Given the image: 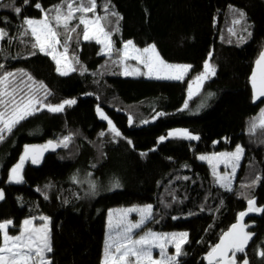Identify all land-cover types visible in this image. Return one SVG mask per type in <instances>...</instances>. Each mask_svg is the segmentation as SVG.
<instances>
[{
  "label": "trees",
  "instance_id": "obj_1",
  "mask_svg": "<svg viewBox=\"0 0 264 264\" xmlns=\"http://www.w3.org/2000/svg\"><path fill=\"white\" fill-rule=\"evenodd\" d=\"M62 2L0 0L12 5L0 7V28L6 32L0 39V76L22 71L32 77L29 81L42 82L50 93L47 105L76 101L61 112L40 108L4 134L0 222L13 221L8 233L16 235L25 218L45 214L51 227V264H102L108 210L151 204L147 230L188 233L179 264H205L204 257L248 209L249 199L264 207V142L247 146L230 190L196 156L246 144L248 123L264 104H253L249 85L264 48V0H96V15L107 17L101 23L112 33V53H103L95 40H77L73 33L67 54L76 70L67 75L57 71L52 56L32 47L34 37L24 35L26 18H43L35 4L48 10ZM13 7L22 10L17 15ZM127 41L139 48L155 45L162 60L190 69L180 80L123 76ZM206 63L215 75L208 76L188 104L208 92L214 96L201 112L190 114L182 107ZM179 130L198 139L169 135ZM65 137H71L67 147L61 143ZM49 142L58 147L42 161L24 162L23 182H10V170L24 147ZM91 182L104 189L97 197L87 192ZM248 225L256 238L236 259L240 263L246 255L250 264H264L259 255L264 250V212Z\"/></svg>",
  "mask_w": 264,
  "mask_h": 264
},
{
  "label": "snow or ice",
  "instance_id": "obj_2",
  "mask_svg": "<svg viewBox=\"0 0 264 264\" xmlns=\"http://www.w3.org/2000/svg\"><path fill=\"white\" fill-rule=\"evenodd\" d=\"M14 3V0H13ZM24 3H29V0H24ZM0 7H12L11 4H0ZM35 7L40 9L44 15L42 19L26 18L24 24L27 28L24 31V35H30L34 37L35 43L32 44L33 48H38L40 52L46 55L52 56L56 60L57 64L61 63L62 59H66L68 52V44L73 40V33H76V38L79 40L90 41L95 40L97 43L104 45V51L107 54H111L113 50L111 35L112 33L106 31L102 20H106V16L96 15L97 3L96 0H63L61 4L54 5L51 9L45 10L39 3L35 4ZM20 7H13V11L18 15L21 12ZM105 11L107 9L105 8ZM89 13L93 15L88 16ZM79 14V15H77ZM111 15H117L111 13ZM243 15V14H241ZM73 21H77L73 24ZM237 20L235 23H239ZM83 26L80 32H77V28ZM63 29V33L58 29ZM119 31V29H116ZM64 35V41L61 43L60 36ZM6 35L4 29L0 28V39H3ZM102 37V38H101ZM131 46L132 52L129 53V47ZM58 47L63 48V53L58 59L55 53ZM119 51V50H117ZM35 55V53H32ZM123 57L131 58L139 61L147 71L140 72L139 68L133 70L132 73L128 72L125 67L124 74H136L147 75L149 77L155 76V78H169V79H182L183 75L187 73L190 66L187 65H170L163 61L159 53L156 51L155 45L140 50L135 48L132 41H128L124 44ZM76 63H79L78 58L73 57ZM260 71L259 83H257V76L254 73L252 77L253 88L255 89L256 98H264V53L261 54L257 61ZM3 65H0L2 68ZM71 71H75V68H70ZM86 70V69H84ZM62 75H67V71H63L60 67L57 68ZM215 75V69L205 64V73L198 77L197 80H203L208 75ZM20 75H28L21 71ZM17 74L8 72L0 76V141H3L4 134L11 133L13 128L19 124L22 120L28 116L33 115L40 109L37 105L42 103L38 97L39 91L43 90L44 97L50 93L47 91L46 86L41 82L38 88L29 86V90L24 95H19L23 89H19L18 85L14 84ZM12 78V79H10ZM28 79L32 80V77L28 75ZM23 82V81H22ZM35 83V82H34ZM75 100H66L57 106L46 105L49 111L61 112L64 110L65 105L75 104ZM187 107V105H185ZM103 119H108L101 112ZM147 123V121H145ZM111 125V121H109ZM257 125H253V129ZM259 126L264 127V111L261 113V120ZM111 131L120 136L121 133L115 128L111 127ZM103 135V133H101ZM170 136L182 135L189 139H198L189 134L186 130L173 131L169 133ZM71 137H65L61 143L67 147ZM165 137H160L163 141ZM53 148L52 142H49ZM47 147V146H45ZM243 149L237 146L234 153L221 154L224 158L232 163V172L235 173L237 163ZM28 156V150H25V156L21 158L20 163L11 169L9 181L13 183H22L23 177L20 174L23 167L25 158ZM200 159H207L211 162L216 157H204ZM32 162L36 163L35 157L32 158ZM215 168V165L213 166ZM219 182L225 188L230 190L231 177L219 176ZM92 191L95 190V185H91ZM4 199L3 190H0V200ZM138 212L140 218L136 222H132L127 219L128 213ZM249 212H264V207H256L255 200H248L247 212H241L240 219L243 220L244 216ZM112 213H109V237L105 245V258L104 264H179V257L183 255L182 244L187 243L188 233H165L158 234L152 231H147L143 235L135 233V230L142 229L146 221L152 219V206L147 205L144 208H133L124 210L119 216L115 224L112 223ZM40 220L48 221V217H39ZM9 226H14L13 221L8 220L0 222V264H51V261L47 258V253L52 251L50 243V229L48 223L43 225H35L34 218L25 219L22 224V228L18 235L11 236L8 233ZM115 231V236L113 232ZM253 234L245 231L243 224L233 225L232 228L224 233L219 244L215 245L208 253V264H236V254L245 253V249L252 239ZM171 244L175 248V252L169 255L166 251L168 245ZM159 249V259L153 258V249ZM231 253V255H229ZM259 255L264 257V250L259 252ZM241 264H249L246 258L242 260Z\"/></svg>",
  "mask_w": 264,
  "mask_h": 264
},
{
  "label": "rangeland",
  "instance_id": "obj_3",
  "mask_svg": "<svg viewBox=\"0 0 264 264\" xmlns=\"http://www.w3.org/2000/svg\"><path fill=\"white\" fill-rule=\"evenodd\" d=\"M77 15H79V14H77ZM88 16L91 17L92 15H88ZM124 44H123V48H124ZM101 45H102L103 53H106L104 51V45L103 44H101ZM123 48H122V62H123L122 75L123 76H128V77H142V76H145V77H148V78H155V76L149 77V76L143 75V74H140V75L127 74V75H125L124 74L125 67H127L129 73H132L133 70L136 69V68H139L141 73L146 72L147 69L142 64H140L139 61L134 60V59H131V58H125V57H123ZM135 48H138L140 50H143L144 49V48H139V47H136V46H135ZM62 53H63V48L62 47H58L57 52L55 53V55L59 59ZM129 53L130 54H134L132 52L131 46L129 47ZM166 63L167 64H170V65H187V64H172V63H169V62H166ZM56 65H57V68L60 67L63 71H67L68 73L71 71L70 68H72V64H71V61H70V59L68 57V54H66V59H62L61 60V63L59 65L56 62ZM204 73L205 72L199 74L194 79L193 83L190 85V87L188 89L186 102H185V104L183 105L182 108L183 109H186L190 114H197V113L201 112L204 108H206L209 105L210 100L214 96V93L213 92H208V93L204 94L194 104H192V105H189L188 104V101L191 98H193L194 96H196L201 91L204 82L208 78L207 77L206 79H203V80H197V78L200 77V76H202ZM184 75H183V77H184ZM209 75H211V74H209ZM10 79H12V78H10ZM155 79L177 80V79H169V78H155ZM14 84L15 85H18L19 86V89H23L22 92H19L18 93L19 95H24L25 93H27L28 90H29V86L33 87L34 89L35 88H38V86H39V84H36V83H34L32 81H29L28 78L27 79L26 78L24 79L20 75L16 76L15 81H14ZM38 97H39V99H41L42 103L40 105H37V107L39 109L40 108L48 109L46 107L47 104L44 103L45 97H44L43 90L39 91ZM57 105H59V104H57ZM57 105H51V106H57ZM185 105H187V107H185ZM262 111H264V104L261 106V108L259 110V114L254 118L253 123H252V121L251 122L249 121V123H248V126H249L250 129H249V136H248V139L246 141V144L239 142L231 150H221V151H218V152L197 153L196 156H197V158L200 161L206 162L208 165H210L211 171H212V173L214 175V178L217 181V183H219L220 185H221V183L219 182L218 177L219 176H225V175H227V176H230L231 177V184H230V187H231L232 184H233V182H234V179H235V176L237 174V171H238V169L240 167L241 161H242V159L244 157V153H245V150L247 149V146H249V145H255V144L259 143V142H264V127H260L259 126V121L261 120V113H262ZM254 124H256L257 126L253 129V125ZM237 146L241 147L243 149V152H242V154L240 156L239 161L236 162L237 163V166H236L235 173L233 174V172H232V163L229 160H227L226 158H224L223 156H221V154L234 153L236 151ZM201 156H204V157H216L217 159H213L210 162L207 159H204V160L200 159ZM214 165H215V168L213 167ZM93 184L95 185V190L94 191H92V189H91V185H93ZM113 188L114 187H111V188H108V189H105V190H111ZM103 190H104L103 187H100L98 182H91L90 188L87 189V192H88V194L91 197L92 196L93 197H97ZM147 205H151V204H144V205L133 204V205H129V206L115 207V208L109 209L108 210V216H107V222H106V239H105V245H106V241L108 240V237H109V220H110L109 213L110 212L113 214L112 217H111V221H112L113 224H115L116 221H117V219H118V216L124 210H126V209H133V208H144ZM42 216L43 217H48L45 214H41V215L34 216V217H27L25 219L34 218V224L37 225V226L38 225H43L44 223H48V227H49L50 232H51L50 219L48 221L40 220L39 217H42ZM139 218H140V214L138 212H130V213H128V216H127V219L130 220V221H132V222L138 221ZM23 221H22V224H23ZM148 221L149 220L146 221V223H145V225L143 226L142 229L135 230V233H139L140 235H143L145 232H147L148 230L146 228V224H147ZM22 224H21V228H22ZM249 225H251V224H249ZM155 233L165 234L163 232H155ZM171 233H184V232H171ZM18 234H16V235H18ZM11 236H15V235H11ZM50 236H51V234H50ZM113 236H115V231L113 232ZM166 251H167V253L169 255H172L175 252V248H174L173 245L169 244L168 247H167V249H166ZM48 254L49 253H47L46 255H47V258L49 259ZM152 255H153V258L154 259H159V249L154 248ZM104 258H105V250H104V257H103L102 264H104Z\"/></svg>",
  "mask_w": 264,
  "mask_h": 264
},
{
  "label": "water",
  "instance_id": "obj_4",
  "mask_svg": "<svg viewBox=\"0 0 264 264\" xmlns=\"http://www.w3.org/2000/svg\"><path fill=\"white\" fill-rule=\"evenodd\" d=\"M262 53H264V48L262 49L261 53L259 54V56H258V58H257V60H256V62H255V64H254V66H253V69H252V72H251V74H250V77H249V85H250L251 93H252V102H253L254 105H259V104H261V103L264 102V98H260V99H257V98H256L255 89L253 88V84H252V77H253V74H254V73H255L256 76H257V83H259V78H260V71H261V69L258 68V66H257V61H258V59L260 58V56H261ZM52 144H53V145H56V147L53 148L51 145H48L47 147H45L44 144H42V143H29V144H27V145L24 147V149H23V151H22V154H21V156H20L18 162L16 163V165H17L18 163H20L21 158L25 156V150H26V148H27V150H28V156H27V158H25V161H24V162L33 163V162H32V158H33V157H35V159H36L37 162L42 161L47 155H49V154L51 153V151H52L53 149H56V148L58 147L56 143L52 142ZM16 165H15V166H16ZM22 168H23V167H22ZM21 172H22V169H21ZM10 174H11V170H10ZM20 174H21V173H20ZM12 183H13V182H12ZM0 190H3V189H0ZM3 193H4V190H3ZM4 199H5V193H4ZM4 199H3V200H0V202H3ZM247 210H248V209H245V210L242 211V212H247ZM260 215H261V212H259V213H258V212H249L247 215L244 216L243 220H241V219H240V215H238V217H237L235 223H233V224L230 226V228H229L227 231L224 232V233H227V232L232 228L233 225H236V224H243V225L245 226V231L248 232V233L253 234L252 239L249 241V243H248V245H247V247H246V249H245V253L248 252L251 243H252V242L254 241V239L256 238V232H254L253 230H251L250 226L248 225V222H249L250 219H253V218H255V219L260 218ZM224 233H223L222 236L220 237V239H219V241L217 242V244L220 243V241H221V239H222ZM217 244H216V245H217ZM229 255H231V253H229ZM207 256H208V254L204 257V263H205V264H208ZM246 258H247V260L249 261V264H250V260H249V258H248V257H246ZM236 264H241V262L239 263L238 260L236 259Z\"/></svg>",
  "mask_w": 264,
  "mask_h": 264
}]
</instances>
